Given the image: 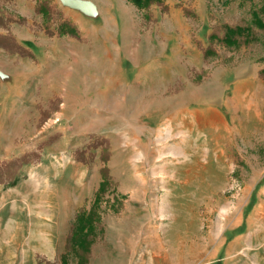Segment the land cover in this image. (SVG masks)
I'll use <instances>...</instances> for the list:
<instances>
[{
    "label": "rangeland",
    "instance_id": "obj_1",
    "mask_svg": "<svg viewBox=\"0 0 264 264\" xmlns=\"http://www.w3.org/2000/svg\"><path fill=\"white\" fill-rule=\"evenodd\" d=\"M87 1L0 0V264H264V0Z\"/></svg>",
    "mask_w": 264,
    "mask_h": 264
},
{
    "label": "trees",
    "instance_id": "obj_2",
    "mask_svg": "<svg viewBox=\"0 0 264 264\" xmlns=\"http://www.w3.org/2000/svg\"><path fill=\"white\" fill-rule=\"evenodd\" d=\"M137 6H145L154 0H130ZM256 17V16H255ZM257 24L264 26V23L256 17ZM73 32V31H71ZM248 30L245 27L234 26L226 28L225 34L222 38L224 42L229 45H235L237 42L236 35H242L247 33ZM0 46L12 51L15 47V43L8 36H0ZM264 71V69H263ZM103 182H100V187L97 190L98 195L103 189ZM96 205L93 202L92 206L87 211H80L76 214L70 234L68 237L69 250L73 251L77 255V264H86L88 259V253L90 245L94 239L95 225L99 222V216L95 212Z\"/></svg>",
    "mask_w": 264,
    "mask_h": 264
},
{
    "label": "water",
    "instance_id": "obj_3",
    "mask_svg": "<svg viewBox=\"0 0 264 264\" xmlns=\"http://www.w3.org/2000/svg\"><path fill=\"white\" fill-rule=\"evenodd\" d=\"M70 6L79 7L82 9H91L93 7V3L87 0H63Z\"/></svg>",
    "mask_w": 264,
    "mask_h": 264
}]
</instances>
